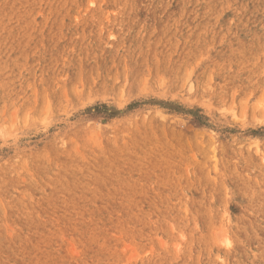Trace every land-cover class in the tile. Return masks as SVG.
I'll return each instance as SVG.
<instances>
[{"label": "rangeland", "instance_id": "obj_1", "mask_svg": "<svg viewBox=\"0 0 264 264\" xmlns=\"http://www.w3.org/2000/svg\"><path fill=\"white\" fill-rule=\"evenodd\" d=\"M0 264H264V0H0Z\"/></svg>", "mask_w": 264, "mask_h": 264}, {"label": "bare ground", "instance_id": "obj_2", "mask_svg": "<svg viewBox=\"0 0 264 264\" xmlns=\"http://www.w3.org/2000/svg\"><path fill=\"white\" fill-rule=\"evenodd\" d=\"M255 230V229H254Z\"/></svg>", "mask_w": 264, "mask_h": 264}]
</instances>
